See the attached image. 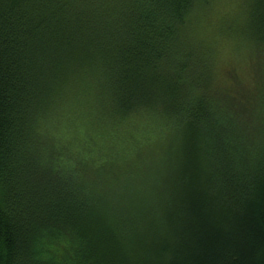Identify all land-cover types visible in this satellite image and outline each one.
<instances>
[{
    "label": "trees",
    "instance_id": "obj_1",
    "mask_svg": "<svg viewBox=\"0 0 264 264\" xmlns=\"http://www.w3.org/2000/svg\"><path fill=\"white\" fill-rule=\"evenodd\" d=\"M250 1L249 42H233L253 96L218 83L220 34L189 27L216 0H0V264H264V0ZM159 140L133 171L112 147ZM44 146L81 150L50 164Z\"/></svg>",
    "mask_w": 264,
    "mask_h": 264
},
{
    "label": "rangeland",
    "instance_id": "obj_2",
    "mask_svg": "<svg viewBox=\"0 0 264 264\" xmlns=\"http://www.w3.org/2000/svg\"><path fill=\"white\" fill-rule=\"evenodd\" d=\"M248 5H251L250 0H216L209 9H203L198 11L199 13L189 27L196 32V34L217 31L220 34V38L224 40L220 52L215 56L216 62V75L218 83L222 82L221 87L231 86V82L240 81L245 84L250 90V96H253L252 92H256V89L260 86L259 82L252 85L253 79L251 78L250 67L251 59L247 58L244 53L239 52V48L235 47V40L237 39L245 42L248 41L249 22L247 18ZM188 27V26H187ZM239 51H237V50ZM204 57L200 52L195 54L193 67L196 66L197 74L207 77L209 73L208 66L203 62ZM264 77V74H263ZM228 79V80H227ZM263 86V85H262ZM60 137L65 138L63 132H59ZM110 139H113L110 137ZM118 138L115 139L117 142ZM155 142V143H154ZM151 143H145L141 148H135L132 150L131 146H112L115 153L120 157L118 163L123 167V170L133 171L134 164L137 163V153L141 152L147 158L152 157L154 159L160 158L163 154L161 143L162 140L154 141ZM48 148L45 152L47 162L52 163L58 161L70 165L71 162L76 161L77 152L81 150L78 146H62V156H59L56 152V146H44ZM53 148V149H50ZM49 149L51 150L48 154ZM104 151L108 150L107 146H102ZM57 155V156H56ZM60 162V163H61ZM141 179L136 178V181ZM104 206L105 203L103 204ZM112 212V210H111Z\"/></svg>",
    "mask_w": 264,
    "mask_h": 264
}]
</instances>
